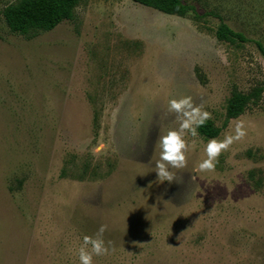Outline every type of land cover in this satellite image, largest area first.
<instances>
[{
    "label": "rangeland",
    "instance_id": "rangeland-1",
    "mask_svg": "<svg viewBox=\"0 0 264 264\" xmlns=\"http://www.w3.org/2000/svg\"><path fill=\"white\" fill-rule=\"evenodd\" d=\"M0 0V264H79L83 235L107 225L114 249L93 264H264V0H185L247 41L133 0H82L71 20L12 32ZM263 90L247 135L197 172L205 138L187 135L186 167L160 182L168 99L191 95L216 126L234 89ZM196 173V174H195Z\"/></svg>",
    "mask_w": 264,
    "mask_h": 264
},
{
    "label": "clouds",
    "instance_id": "clouds-1",
    "mask_svg": "<svg viewBox=\"0 0 264 264\" xmlns=\"http://www.w3.org/2000/svg\"><path fill=\"white\" fill-rule=\"evenodd\" d=\"M167 107L170 113L176 114L178 126L169 128L159 137V158L155 161L153 170L160 182L173 181L174 174L171 169L186 167V153L189 150L190 142L185 137L187 135L196 137L197 129L211 118L210 112L204 110L202 105L195 104L191 95L172 97L168 99ZM246 135L245 122L236 120L232 125L231 134H225L222 139H209L203 148L205 158L196 165V171L201 173L214 171L220 154ZM106 228L107 225L100 224L94 234L82 236L76 249L79 264H93L94 256H104L114 250L112 241L105 240Z\"/></svg>",
    "mask_w": 264,
    "mask_h": 264
},
{
    "label": "trees",
    "instance_id": "trees-1",
    "mask_svg": "<svg viewBox=\"0 0 264 264\" xmlns=\"http://www.w3.org/2000/svg\"><path fill=\"white\" fill-rule=\"evenodd\" d=\"M82 0H17L3 9V15L12 32L20 33L26 37H32L40 31L54 29L64 20H71L75 16V10ZM137 3L155 8L168 14L190 16L194 20H200L213 14L220 18L216 30V36L221 41L240 43L247 41L246 36L227 24L218 13L197 11L195 5L185 0H133ZM262 52L264 49L260 45ZM262 88L258 87L251 92L245 93L234 89L227 102L226 118L222 126H216L211 119L197 131L205 138L217 137L222 129L227 126L231 118L242 114L246 106L259 98Z\"/></svg>",
    "mask_w": 264,
    "mask_h": 264
}]
</instances>
